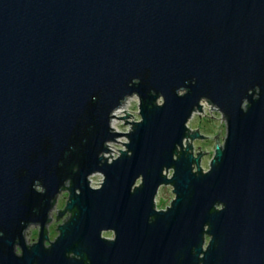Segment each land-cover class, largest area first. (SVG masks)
<instances>
[{
	"label": "water",
	"instance_id": "obj_1",
	"mask_svg": "<svg viewBox=\"0 0 264 264\" xmlns=\"http://www.w3.org/2000/svg\"><path fill=\"white\" fill-rule=\"evenodd\" d=\"M256 85L260 99L248 96L244 113ZM133 91L144 117L129 137L133 155L101 164L113 151L108 114ZM203 101L225 113L228 140L212 171L194 175L201 161L172 154L185 132V141L207 138L184 128ZM93 171L107 177L100 191L89 188ZM67 178V210L77 211L47 249ZM170 183L178 198L155 213L153 197L156 208ZM215 202L222 212H210ZM33 224L40 239L28 249ZM204 224L213 241L201 262ZM0 233V264H85V254L91 264H264V0H0Z\"/></svg>",
	"mask_w": 264,
	"mask_h": 264
},
{
	"label": "clouds",
	"instance_id": "obj_2",
	"mask_svg": "<svg viewBox=\"0 0 264 264\" xmlns=\"http://www.w3.org/2000/svg\"><path fill=\"white\" fill-rule=\"evenodd\" d=\"M187 83V82H186ZM192 83H195V81H193ZM140 84V80L138 77H135L132 79V81L129 84V87H132V85H139ZM183 91H187L186 89H184ZM151 95L156 96L157 98L155 99V106L157 107H163L166 103L165 97L163 94H160L157 96L156 92L153 90L151 92ZM248 96H251L253 100H259L260 96H261V88L259 85H256L252 88H249L247 90V95L242 99L241 103H240V109L244 112L247 113L249 108L251 107V103L250 101L247 99ZM134 98L131 99V101L129 103H125V101H128L129 98ZM93 99H95V97H93ZM142 99L139 95L138 92L133 91L131 92V94H125L123 96V98L119 101L118 105L115 106L114 108L111 109V111L108 114V128H109V132L110 134L114 137V139H110V140H105L104 141V147L107 146L111 149H115L116 151L113 153H105V157H110L107 159H100L101 160V164H103V161H107L108 165H112L115 161H117L118 159L121 158L122 154H126L129 158L132 157L133 152L129 150V148L127 147L129 144H131V139L129 138L130 135L135 131V126L140 125L144 122V117L142 115ZM220 115L223 117H226L225 113L220 109ZM196 118V117H195ZM192 119L191 124L184 123V128L185 130L190 131L191 133H195V127L193 125V120ZM228 130H229V122L228 119L226 117L225 123L223 124V131L219 132L217 134L218 136V140H219V147L224 149L226 148V144H227V140H228ZM185 135H187V132H185ZM184 135V137H185ZM184 137L182 138L181 142L179 144H177L175 146L174 152L172 154V160L173 161H178L181 157L182 154L185 155H191L193 157V159H198L199 161H201V164L199 166H197L195 163H193L191 165V171L194 175H208L211 171H212V166L213 163L216 162V148H217V144L215 143V145L213 146L212 149H208V151H210L212 153L211 156H205V155H200L201 153H198L195 149H196V145L199 143V138L193 139L192 140V149L189 151L187 149V144L185 142ZM165 168V167H164ZM169 169H173V175L171 178L169 177H164L166 180L168 181H172L174 176H175V167H166ZM79 168L78 166H73V173H75L76 171H78ZM96 171H93L92 175L89 176L87 175L88 179L91 181L92 185H98L99 187H89L91 190L93 191H100L103 188V185L106 182V175L102 173V175L105 177V182L101 185V177L99 175H95ZM162 176H163V171L161 172ZM144 184V176L143 174H139L134 182L131 184L130 186V192L131 193H135L138 189L142 188ZM173 185V193L175 195V199L172 201L171 205H169V203L167 204V206H161L159 205V208H155V199L153 197V211L155 213H167L169 211V209L173 206L174 201L177 200V194L175 192V186L173 183H170ZM33 188L35 189V191L41 195H43L44 193V189L39 187V181L37 180L34 184H33ZM72 188V180L71 178H67L65 179L63 185L60 187V189L58 190V192L56 194H60V193H64L65 189H67V192L69 194V199L68 202L66 204V207L64 210L59 211L57 213V215L59 216V219L61 221H64L63 223L60 224L59 229L64 226L67 222H69L73 216L76 213V209H73L71 211L67 210V205L71 200V196L72 193L70 191V189ZM75 194L77 196L81 195V191L79 188H77L75 190ZM225 208V204L223 202H215L212 205V208L210 209L211 213H218V212H222ZM63 212V216H60L59 214ZM156 217L155 216H151L148 220L149 223H153L155 221ZM105 235L108 237V239H105L104 241L109 242V243H114L117 239V233H116V237L113 238V231L111 230H107L105 229ZM0 235H2V233H0ZM61 236V232L58 231L54 238H51V242L49 243V238H47L46 241L47 242V249H50L51 246L59 239V237ZM40 237V234H39ZM206 237H208L207 242H206ZM28 243L27 246H24L28 249H31L34 245L39 243V238L36 242H33L34 240V235L31 232L30 235L26 238ZM202 244L200 245V248L202 249L198 255V260L199 261H203L205 258V253L208 251L210 245L212 244L213 241V236L210 234V228L208 226H206V224L203 225V232H202ZM14 254L18 257H22L24 254V248L21 247L19 241H17L14 245ZM192 252L194 255H196V248L192 249ZM67 256H69L70 258H79L82 259L81 256H76L75 253L73 252H67L66 253ZM85 264H91V262L87 259V255L85 254V256L83 257Z\"/></svg>",
	"mask_w": 264,
	"mask_h": 264
},
{
	"label": "rangeland",
	"instance_id": "obj_3",
	"mask_svg": "<svg viewBox=\"0 0 264 264\" xmlns=\"http://www.w3.org/2000/svg\"><path fill=\"white\" fill-rule=\"evenodd\" d=\"M131 99H134V98L130 97L128 101H125V103H129ZM193 118H195L193 120V125L195 127V133H199L200 135L207 137V138H199V143L196 145L195 150L198 153H202V155L211 156L212 153L208 151V149H212L215 143L217 144V146H219V141H217L216 136L219 133V131H223V124L225 123L226 119L225 117L221 116L220 111L216 107L211 105L208 101L202 102V111L197 110ZM192 119L190 120L189 124H191ZM195 133L190 132L191 135ZM185 142L186 144H188V146H191L192 138H189L188 141L186 140ZM109 149L113 150V151H110L109 153H113L116 151L115 149H111V148ZM106 158H110V157H106ZM96 175H99L101 177V184H102L104 182V176L102 174H96ZM172 175H173V171H170L168 176L171 178ZM92 187H99V186L92 185ZM68 199H69V194L67 192V189H65L64 193H61L58 197V201L55 206V209L53 210L51 214L52 219L50 220V224L47 227L49 231L48 232V236L50 239L49 243L51 242V238H54L55 234L58 231H60V229H58L59 225L64 222V221H61L60 219L57 220L58 218L57 213L60 211L59 209H65ZM174 199H175V195L173 193V186L172 185L164 186L160 189L158 196L156 198V208L158 209L159 205L167 206L168 203L169 205H171ZM31 232L34 235L33 242H36L38 238H40L39 237V234L41 232L40 228L37 226H32L27 231L26 238L30 235ZM103 237L108 239L105 233L103 234ZM114 237H115V234L113 232V238ZM207 239L208 237H206V242H207Z\"/></svg>",
	"mask_w": 264,
	"mask_h": 264
},
{
	"label": "flooded vegetation",
	"instance_id": "obj_4",
	"mask_svg": "<svg viewBox=\"0 0 264 264\" xmlns=\"http://www.w3.org/2000/svg\"><path fill=\"white\" fill-rule=\"evenodd\" d=\"M40 188H41V187H40ZM57 201H58V199L54 202V207H53V209H52V211H51V213H50V218H51V214H52L53 210L55 209V206H56V204H57ZM49 224H50V219H49V222H48V224H47L46 227H48ZM32 226H37V227H39L40 230H41V225H40V224H33V225H30V227L25 231V234H24V235H25L26 245H27L26 234H27V231H28ZM40 233H41V232H40ZM46 233H47V235H48L47 230H46ZM48 238H49V236H48ZM39 239H40V238H39ZM45 247L47 248L46 241H45Z\"/></svg>",
	"mask_w": 264,
	"mask_h": 264
}]
</instances>
